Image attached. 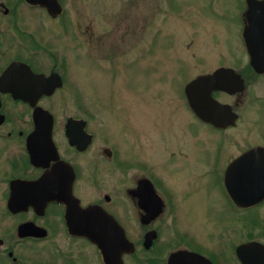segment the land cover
<instances>
[{
	"label": "flooded vegetation",
	"instance_id": "af4514ba",
	"mask_svg": "<svg viewBox=\"0 0 264 264\" xmlns=\"http://www.w3.org/2000/svg\"><path fill=\"white\" fill-rule=\"evenodd\" d=\"M150 1L136 29L103 0H0V264H241L264 244V0ZM184 28L169 129L142 125L150 81L126 68ZM100 80L134 100L124 125L87 109Z\"/></svg>",
	"mask_w": 264,
	"mask_h": 264
},
{
	"label": "rangeland",
	"instance_id": "374dc122",
	"mask_svg": "<svg viewBox=\"0 0 264 264\" xmlns=\"http://www.w3.org/2000/svg\"><path fill=\"white\" fill-rule=\"evenodd\" d=\"M106 4V7L104 9H108L110 11H115L117 14L125 13L124 15H129V21L126 20V23L123 25L135 27L137 29V20L142 19V13L143 8L136 7V5H133L130 3L131 0H103ZM160 0H151L149 3L150 12L151 15L155 12L154 8L159 4ZM164 1V0H163ZM187 2H190L191 6L194 8L196 6V9H199L203 4H206V0H188ZM185 10V8L180 9ZM110 13V12H109ZM206 15V14H205ZM125 16V17H126ZM200 15L198 14L197 17ZM139 18V19H137ZM124 19V18H123ZM157 18L153 19V22L157 21ZM159 23V22H156ZM127 24V25H126ZM140 24V23H139ZM155 24V23H154ZM153 24V27L155 25ZM139 28V26H138ZM140 29V28H139ZM138 29V30H139ZM168 35L163 33H160L159 35L150 34V45H149V39L141 41L140 49L139 51L141 53H144L142 58H140L139 61L133 63L130 66H127L126 72L130 75H132L133 79H137L139 76L146 77L149 79V90L147 93H145L144 99L142 101H138L139 103H144V116H142V125H155L158 122H161L162 125H167L169 129L170 125V118L174 114V111H176V93L175 88L172 87V83L166 81L163 78H160V75L165 73L170 68H172V65L174 64V52H177V48L179 49L180 43L187 37V35L190 33L189 29H180L177 31L168 30L166 31ZM172 35H170V33ZM193 34V32L191 33ZM190 36V34H189ZM144 42H147L144 44ZM147 46V48L145 47ZM182 56L183 57H191L192 56V49H187L186 43L182 44ZM126 62L134 61L130 58L124 59ZM121 82V81H120ZM120 82L116 81L112 83V86H110L106 81L100 80V82H97L95 85L91 81H83L81 84L82 90H85L86 92L94 93V90L97 92V96H88L86 98V107L90 111L91 108L94 107V105H98V103L101 107L100 113V119H102V123L104 122V125H124L123 120H128V104L131 101L130 97H127L125 93L119 92L120 91ZM143 82H138L137 84H140L138 87L141 89ZM133 83H130L128 86H132ZM97 86V87H96ZM112 92H109V90ZM69 93V91H68ZM87 94V93H86ZM67 98V95H65V98ZM113 99L114 103V109L115 107L118 110H114L112 108H108L109 110H106V105L109 104V99ZM138 99L139 97L136 95L133 97V99ZM59 99V98H58ZM61 99V98H60ZM71 98H69L70 100ZM98 103H97V102ZM137 101V100H136ZM121 107V108H119ZM124 107V108H122ZM93 110H95L93 108ZM122 110V111H119ZM172 114V115H171ZM176 115V114H175ZM174 115V116H175ZM161 119V120H160ZM175 119V118H174ZM100 121V120H99ZM96 125V123L94 124ZM170 131V130H169ZM113 141V140H112ZM119 144H121L122 140H117ZM190 172V169H188L187 173ZM187 173H180V174H187ZM263 214V211L260 212ZM249 220V218H248ZM248 224L249 221H248ZM257 234V230L253 232V235Z\"/></svg>",
	"mask_w": 264,
	"mask_h": 264
},
{
	"label": "water",
	"instance_id": "95a60500",
	"mask_svg": "<svg viewBox=\"0 0 264 264\" xmlns=\"http://www.w3.org/2000/svg\"><path fill=\"white\" fill-rule=\"evenodd\" d=\"M196 83H190L186 87V96L190 106H192V89ZM35 120L37 122H43L42 118H39L38 114H35ZM77 122H69L68 125H75ZM52 125V119L48 123ZM238 259L241 264H264V244L257 242H251L244 246H241L237 250Z\"/></svg>",
	"mask_w": 264,
	"mask_h": 264
}]
</instances>
